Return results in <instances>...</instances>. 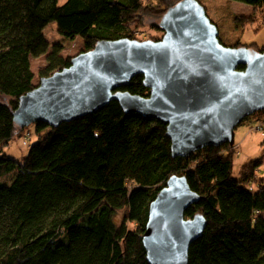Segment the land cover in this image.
Listing matches in <instances>:
<instances>
[{"label":"trees","instance_id":"trees-1","mask_svg":"<svg viewBox=\"0 0 264 264\" xmlns=\"http://www.w3.org/2000/svg\"><path fill=\"white\" fill-rule=\"evenodd\" d=\"M178 1L0 0V264H151L143 243L149 208L173 175L186 176L200 196L186 218L206 221L188 264H264V141L262 155L235 177V144L174 157L163 122L113 100L57 127L37 122L24 158L6 153L26 129L14 111L36 85L31 58L47 55L41 77L71 65L65 46L46 37L51 23L67 38L82 37L88 51L102 40H137L143 15L161 21ZM234 1L254 8L250 15L225 8L237 28L264 22V0ZM160 21L151 26L160 31ZM240 46L252 47L233 44ZM143 80L137 75L122 90L149 96ZM255 116L264 123V110Z\"/></svg>","mask_w":264,"mask_h":264},{"label":"water","instance_id":"water-1","mask_svg":"<svg viewBox=\"0 0 264 264\" xmlns=\"http://www.w3.org/2000/svg\"><path fill=\"white\" fill-rule=\"evenodd\" d=\"M160 28L159 40H102L72 57L70 66L20 97L15 121L57 127L116 100L126 113L163 122L174 157L234 145L236 128L264 110V51L222 43L200 0L175 3ZM137 75L144 76L149 96L122 90ZM199 199L186 176L173 175L150 204L143 243L151 264L189 263L190 245L206 221L200 214L186 218V210Z\"/></svg>","mask_w":264,"mask_h":264},{"label":"rangeland","instance_id":"rangeland-1","mask_svg":"<svg viewBox=\"0 0 264 264\" xmlns=\"http://www.w3.org/2000/svg\"><path fill=\"white\" fill-rule=\"evenodd\" d=\"M66 0H59L62 4ZM206 7L209 17L220 25L223 34L226 33L224 43L227 46H232L235 41H240L242 44L252 45L251 49L264 48V22H257L253 26L242 28L234 24L230 18L231 13L225 14V11L229 7L231 12L241 15H250L253 13L254 8L245 3L234 1V0H200ZM147 2V1H146ZM226 8V10H225ZM225 10V11H224ZM230 16V17H229ZM140 27L136 26L137 40L143 41L153 39L152 36L162 37L163 30L160 31L151 26L152 22H159L160 19L150 15H143L141 18ZM143 21V22H142ZM261 23V24H260ZM138 24V23H137ZM136 24V25H137ZM56 24L51 23L45 34L50 42L51 46L55 43H61L65 46V49L61 52L64 58H72L85 50L84 40L78 36L76 39H70L60 34L55 29ZM220 31V30H219ZM242 47V46H240ZM258 51V50H256ZM47 63V55H41L38 57L31 58V66L35 73V84H39L41 80V73L45 70ZM257 116H252L245 119L235 130V145L237 152L234 155V176L239 177L241 166L253 159L262 155L264 137L259 131L253 130L257 127L258 123ZM25 131L22 136L16 137L9 144L6 145V153L12 157L22 160L28 153L29 147L34 144L38 136L35 133V125L30 124L25 127ZM32 133L31 136L27 135ZM260 173V171H259Z\"/></svg>","mask_w":264,"mask_h":264},{"label":"built area","instance_id":"built-area-1","mask_svg":"<svg viewBox=\"0 0 264 264\" xmlns=\"http://www.w3.org/2000/svg\"><path fill=\"white\" fill-rule=\"evenodd\" d=\"M258 123L259 124L257 125V127L253 128V130L259 131L262 134V136L264 137V123L261 121H259Z\"/></svg>","mask_w":264,"mask_h":264}]
</instances>
